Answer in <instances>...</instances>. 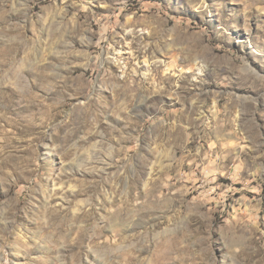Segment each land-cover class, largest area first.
Instances as JSON below:
<instances>
[{
	"label": "rangeland",
	"instance_id": "1",
	"mask_svg": "<svg viewBox=\"0 0 264 264\" xmlns=\"http://www.w3.org/2000/svg\"><path fill=\"white\" fill-rule=\"evenodd\" d=\"M0 49V264H264V0H0Z\"/></svg>",
	"mask_w": 264,
	"mask_h": 264
},
{
	"label": "bare ground",
	"instance_id": "2",
	"mask_svg": "<svg viewBox=\"0 0 264 264\" xmlns=\"http://www.w3.org/2000/svg\"><path fill=\"white\" fill-rule=\"evenodd\" d=\"M8 48V47H7ZM0 53H5V51H3V50H1L0 49ZM20 78V77H19ZM18 79V78H17ZM96 231V230H95ZM95 238V236H91V237H89V239H94ZM166 248V247H165ZM161 251V250H160ZM159 252V251H158Z\"/></svg>",
	"mask_w": 264,
	"mask_h": 264
}]
</instances>
